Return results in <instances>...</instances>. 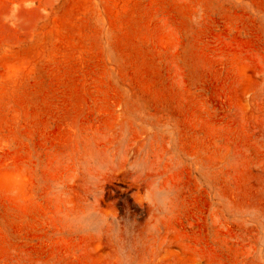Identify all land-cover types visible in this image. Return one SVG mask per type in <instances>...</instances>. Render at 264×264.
<instances>
[{"label":"rangeland","instance_id":"374dc122","mask_svg":"<svg viewBox=\"0 0 264 264\" xmlns=\"http://www.w3.org/2000/svg\"><path fill=\"white\" fill-rule=\"evenodd\" d=\"M0 264H264V0H0Z\"/></svg>","mask_w":264,"mask_h":264}]
</instances>
